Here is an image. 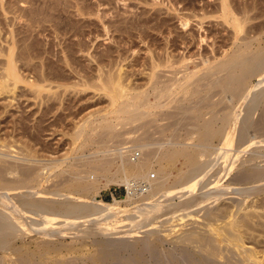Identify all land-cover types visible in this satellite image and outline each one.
<instances>
[{
	"label": "rangeland",
	"instance_id": "374dc122",
	"mask_svg": "<svg viewBox=\"0 0 264 264\" xmlns=\"http://www.w3.org/2000/svg\"><path fill=\"white\" fill-rule=\"evenodd\" d=\"M223 2L227 3L231 16H240V19L248 17L249 21L238 32L239 39L246 33H253L252 27L254 32L258 29V34L264 33V0H0V167L9 164H20L21 168L50 165L49 169H41L40 175L45 177H41L34 187L23 191L12 190V193L0 190V214L3 212L4 216L6 212L4 223L8 226L11 224L12 229L7 236L8 242L5 240L8 244L5 242L6 245H0V264H180L178 260L184 252V257L193 264H204V261L207 264L208 260L218 264H264V233L248 231V239L244 238V244H240L232 237L234 225L229 226L233 221L232 224H236L241 214L254 211L263 216L260 221L264 225V210L259 209L264 206V191L247 198L239 196L237 192L232 194L231 189L238 188L232 185L231 193L223 189L215 191L218 193L222 190V194L218 195L222 196L225 192L227 196L221 198L219 195L218 198L214 192L218 200L212 197L209 200L197 189L193 192L196 194L192 193L189 198L176 197L174 202L177 207L155 220H142L144 224L142 222L143 225L138 228L129 221L128 218L131 220L132 213L136 211L134 209L142 205L140 196L142 199L151 185L142 183L141 186V183L131 178L130 172H124L122 158L127 159L131 155L132 160H135V154H141L140 151L157 150L161 145L171 147L172 143V147H194L192 144L195 142L187 136L192 128L186 129L187 134L183 126L180 129L178 125L173 127H177L174 129L176 132L171 128L174 134L171 129L159 130L163 127L161 125L167 126L170 122L166 120L158 124L160 128H153L154 134L151 129L152 138L149 133L146 138L145 130L137 132L138 124L134 123L118 127L121 139L102 141L94 135L93 141L87 145H83V139L75 140L74 136L84 124L91 126L103 119H116L114 111L118 107L114 103L112 90L105 88L108 82L114 80L116 86L121 85L127 95L133 96L142 86L141 90L149 89L148 82L155 63L169 61L172 64H168L169 68L165 62L157 69L162 77L160 81H167L174 75L182 76L186 70L195 72L206 67L200 65V59L206 55L212 57L213 50L217 52L218 58L222 57L221 51L225 47L228 54L231 53V41L227 38L232 39L236 30L224 17ZM248 29L252 30L248 32ZM220 45H224V48L221 46V49ZM11 59H14L18 76L9 75L7 79ZM172 73H175L173 77ZM3 78L8 81L5 83ZM259 83L260 78H255L251 88ZM135 87L137 90H134ZM244 105L239 110L241 116L245 113ZM238 106V102L228 97L219 110L230 109L233 112ZM261 118L264 119V95L251 120L258 124L263 121ZM155 128L158 130L155 131ZM260 128L252 131L245 141L247 150L236 144L237 138L233 142L236 133L234 128L228 129L229 143L223 139L215 144L218 153H238V165L242 164L232 174L233 177L238 175L239 170H264V128ZM139 132L144 134L139 139L145 137L149 142L152 139L150 149L139 148V139H134L140 135ZM179 135L185 140H178ZM52 165L57 166L54 168ZM176 165L173 168L168 162L153 160L150 180L158 182L166 173L177 177L181 166ZM55 174L61 176L55 179ZM14 178L18 176L9 177L12 180ZM125 180L133 188L130 192L126 183H123ZM177 180L180 181L179 177ZM226 181L219 188L228 187L229 179ZM164 184L166 188L169 187V183ZM58 186L60 188H56ZM44 188L47 192H58L61 196L72 194L71 199L78 204L86 199L94 204L100 201L112 206L103 215L79 219V222L77 219L73 229L66 228L65 232L63 228L51 232L44 230L45 227L39 229L40 225L35 226L42 214L19 220L18 216L7 213V201L16 204L20 201L17 199L19 192L23 195L32 194L33 198L34 193H40ZM55 198L53 201L56 204L68 200L60 196ZM76 198L82 199L79 201ZM16 205L21 206L19 202ZM226 206L230 207L229 212L232 213L219 215V209ZM191 210L194 212L189 214ZM233 213H239L238 218ZM172 215L179 217L170 219ZM220 216L228 218L222 217V220ZM23 221L28 222L27 226ZM254 235L255 239L252 240ZM173 253L175 259L171 258ZM155 260L158 262L155 263Z\"/></svg>",
	"mask_w": 264,
	"mask_h": 264
},
{
	"label": "bare ground",
	"instance_id": "6f19581e",
	"mask_svg": "<svg viewBox=\"0 0 264 264\" xmlns=\"http://www.w3.org/2000/svg\"><path fill=\"white\" fill-rule=\"evenodd\" d=\"M222 11H223L224 17H227L229 19V21L233 24V27L236 30L234 37L232 38L233 40L230 39V37L227 38L228 40L231 41V44H230V47L232 49L231 53L228 54L227 48L225 47L226 48L225 49L224 45L223 46L220 45V48H221V46L224 48L223 52L221 51L222 54L220 53L222 55L221 58H218V56H217L218 54H216L217 52H215V50H213L212 57H208L207 55L203 56V57L201 56L202 59H200V61L202 60V63L198 61L200 63V65L203 64L206 67H204L203 69L197 70L195 72H188L186 70V71H184V73H182L180 71L182 73V76H178V77H176L177 75L176 76L174 75L175 73H172V77L174 75V78L166 79L167 81H162V80L160 81V79H162V77L158 74L157 69H158V67L165 65V62H166L165 66L169 67L168 66L169 61H165V62L162 61L164 64H162V63L156 64L155 63V64H153L154 66L151 69L152 74H150L151 75L150 79L148 78L149 79V82H148L149 89L147 88L146 90H141L143 88V86H142V88H139V90H137V88H136L137 86H136L134 90H137L138 92L133 96L127 95V93L124 91V89H122L120 87L121 85L116 86L115 82H113L114 80L111 81L110 83L108 82L105 85V88L107 90H110V89L112 90V93L114 96L113 97L114 103L117 104L116 107H118L117 110L114 111L115 115H116V119H114L113 121H110L111 119L110 120L103 119V120L97 121L94 124H92L93 126L92 125L87 126V124H84V125L80 126L78 128V131L76 132V134H74L75 140L83 139V142H82L83 145H87L88 143H90V141H93L94 135L99 136L102 141L110 140L112 142V140H115L116 138L121 137L120 136L121 134L119 135V131H118L119 126L122 127V126L131 125L134 123L138 124V127H136L137 129L135 128L137 130V132H138V130L139 131L143 130V132L145 130L144 133H146V134L147 133L150 134L151 129H152V133H153L154 132L153 128L154 127L160 128V126L158 124L160 122H163L166 120H168L170 122L167 121L168 122L167 126L161 125L163 127H161V129H159V130L165 131V130L173 128L175 125H178L179 128H180V126L181 127L183 126V129H185L184 133H186L187 132L186 129L188 127L190 129L192 128L191 131L189 130L190 134L188 133L187 136L189 137L188 138L189 140L195 142V144H192V145H194V147L184 148V147H186V145L183 148L182 147L180 148L179 145H178L179 148L178 147H172L173 143L171 142L172 143V145L170 144L171 147H164L165 145H161V146H159V148L157 150H153V149L148 150L147 148H149L151 146L152 139H151V142H149L150 140L148 141L146 139V138H148L147 136H149V134L146 135V138L144 137L143 139H139L142 135H144V134H142V132L141 133L139 132L140 135L136 138L134 137V139L140 140V141L138 140V142H137V144L140 145L139 146L140 149L143 150L146 148L147 150L142 152L139 149L141 154L140 153L135 154V156H136L135 160H132L131 155H130V157H128L129 156L128 155L127 159L122 158V169L124 172H130V174L132 176L131 178L136 179L138 184L141 183V186H142V183H147V184L151 185L150 189H148V192L146 193V195H144V196L142 195V199L140 196V201H141L142 205H139L137 207V209L136 208L134 209L136 211L132 213L131 220H130V218H128L129 221L131 222L132 226H135V228L136 227L138 228V226H142L144 224L143 221L150 220V219L155 220L159 216H161L165 213L171 212L172 209L177 207V204L174 202L176 197L183 198V197L188 196V198H189V196L197 189H200V191L202 193H204V195L207 198H209V200H210V197L215 198V200H218L219 195L222 194L221 193L222 190H221V192H218V193H220L219 195L217 192H215L218 189H223L225 192H226V190H229V193L232 192V194H234L233 192H237V194L239 196L241 195V196L247 197V198H251V196L253 194L255 195L256 192L262 193L264 191V170H258V169L239 170V171H237L238 175H236V176L234 175V177H233L232 174L242 164L241 163L240 165H238V163H239L238 153H237V155L235 152L232 155V152H229V151L218 153L217 147L216 148L214 147L217 142H220L223 139L227 140L229 143L230 134L228 133V129L234 128L236 133L233 137V142L237 138L236 144L241 145V148H243L244 150H247L248 147H244V144H245V141L247 140V138L249 137L250 133L252 131L256 130L258 127L259 128L262 127V129L264 128V119L261 118L263 121L258 123V124L254 123L251 120L252 114L260 106L261 98L264 95V87H263V84H264V33L258 34V32H257L258 29H256V32H254L255 29L252 27L253 30L248 29V32L250 30L253 31V33L251 32L252 34L250 32H249L250 34L246 33L245 36H243L242 38L239 39L238 38V32H240V29L242 27H245V25L249 21L248 17L244 16L242 19H240L239 18L240 16L238 18H236L235 16H231L232 12L230 11L227 3H224V2H223V6H222ZM237 28H238V31H237ZM228 44H227V47H229ZM66 58H67V56H66ZM17 60H19V59L17 58ZM10 61L11 62L9 63V67L7 69V73H8L7 79L9 78V75L14 76V77L18 76V72H17L18 69L16 70V64L14 62V59H11ZM159 61H161V60H159ZM199 63H197V65H199ZM169 65H172V64L170 63ZM171 68H172V66H171ZM177 74L179 75L180 73L177 71ZM255 78H260V83L257 86H255L254 88H251L252 87L251 85L253 84V80ZM3 80L5 81L4 78H3ZM6 81H8V80H6ZM6 81H5V83H6ZM10 81L11 80H9V83H10ZM145 81H146V79H145ZM42 83H43V81H42ZM7 84H8V82H7ZM16 87H17V85H16ZM3 89L5 90V88H3ZM215 97H218L219 99L214 100ZM228 97H231L232 101H234V102L236 101V103L237 102L239 103L237 110H235V111L231 110L233 112H230V109L229 110H227V109L219 110L220 106L223 105V102L225 100H227ZM152 99L154 101H152ZM122 100H124V101H122ZM243 105L245 107L244 108L245 109L244 110L245 115L243 114V116H241L239 110L243 107ZM231 108H232V106H231ZM233 108H235V107H233ZM13 123L15 124V122H13ZM131 127H134V126H131ZM156 128H155V131L158 130ZM176 128L177 127L173 128V130L174 129L176 130ZM259 128L257 130H259ZM180 129H182V128H180ZM174 131H173V134H174ZM124 132H125V130H124ZM156 133H158V132H156ZM186 134H184L185 137H186ZM150 135L152 138V134H150ZM180 135L178 136L179 137L178 140L184 139L183 137H180ZM191 135H192V137H191ZM123 136H124V134H123ZM177 138H176V140H177ZM119 139H121V138H119ZM116 140H118V139H116ZM178 140H177V142H178ZM29 145L31 146V144H29ZM176 146H177V144H176ZM34 153H35V151H34ZM127 154H128V152H127ZM153 160H156L157 162H168L171 165H173V168H175L177 166L176 164H179L181 167L179 168V172L177 171V177H179L180 181H178L177 177H175L172 173L164 174L163 177H161V180H160L161 182L160 181L156 182V181L150 180V175H151L150 170L152 167V161ZM2 163L3 162H1V164ZM18 165L21 166L20 164H18ZM19 166H16V165L13 166V165L9 164L8 166L5 165V167L4 166L0 167V190L11 192L12 190L13 191L14 190L23 191L26 189H30L31 187H34L33 185H35V183H38V181L41 180L40 179L41 177H45V176L40 175L41 169L42 168L45 169L47 167L49 169L50 165L49 166L46 165L43 167H38V166L37 167H35V166L29 167L30 166L29 165L28 167H25V168H21ZM52 166L55 168V166H57V165H55V166L52 165ZM52 166L50 168H52ZM64 173H66V172L64 171ZM60 174H62V173H60ZM11 176L12 177L18 176V178H14L13 180L9 179V177L11 178ZM54 176L56 179V176L58 177L61 175L55 174ZM50 177H52V175ZM230 177H232V178H230ZM228 179H229V186L228 187L224 186V188H222L223 187L222 186L221 188H219L224 183V181H226V180L228 181ZM125 181L124 182L122 181V182L126 183V185H127L126 187H128L127 190L130 192L131 190H133V188L130 186L129 181H127V180H125ZM41 182H43V181H41ZM69 182H71V181H69ZM55 183L57 184V182H55ZM164 183H166V184L169 183V187L166 188L165 187L166 185ZM56 184H53V186L54 185L56 186ZM61 184H63V183H61ZM39 185L40 184H38V186ZM57 185H60V184H57ZM232 185H236V187H238V188L231 189V192H230V188L232 187ZM63 186H64V184H63ZM145 186H146V184H145ZM56 188H60V187L58 186ZM32 191H31V193H33ZM214 192L217 193L218 198L215 197L216 195L213 194ZM225 192H224V195L227 196V194ZM16 194H17V192L15 193V195ZM18 194H20V195L17 199H20V201H17V202H19L21 206L16 205L17 202H16V204H14V203L12 204L8 200L7 202L9 204H8L7 209H6L7 213H9L11 216H14V217L18 216L19 220L28 219V218H26L27 216H34V215L41 216V214H42V217L40 219L38 217L39 222H37V224H35V226L40 225L41 227L37 226V228L40 227L39 229H43L45 227L46 229H44V230L48 229V230H51V232H53V230H55V231L59 230V229L62 230V228L63 229H66V228L71 229L70 227H72V229H73V227H74L73 224H76L75 221L77 219L79 222V219L83 220L85 218V220H87V219H89V217H92L95 215H100V214L103 215V212H106V210L108 211V209L112 206V204H106V203L100 202V201H97V204H94V203H92V201H89L86 199L81 200L82 198L81 199L76 198L79 201L80 200L84 201V202L80 201V203L78 204L71 199L72 194L71 195L69 194L66 196V193L65 194L63 193L65 195L64 196L61 192V194L63 195V196H61L60 194H58V192L57 193L56 192H50V191L47 192L46 189L41 190L40 193H34V196L35 195L36 196L35 197L33 196V198H31L32 194H31V196L29 194L23 195V194H21V192H19ZM24 194H26V193H24ZM193 194H196V193H193ZM224 195H222V196L220 195L221 198ZM8 196H9V194H8ZM13 196H14V194H13ZM57 196H60L61 199H63V197H64L65 201H66V199H68V200L66 202H63L64 200H61L62 201L61 204L60 203L56 204V202L53 201V198H55ZM202 196L203 195H201V197ZM207 198L205 199L206 201H207ZM197 199H196V201H199ZM71 200L74 203L71 202ZM231 200H232V198H231ZM55 201H57V200H55ZM59 201H57V202H59ZM79 201H77V202H79ZM202 201H203V198H202ZM188 203H190V201H188ZM190 204L192 205V202ZM195 204L197 205V203H194V205ZM203 204H204V202H203ZM115 205H117L116 200H115ZM208 205H210V204H208ZM199 207H200V204H199ZM205 207H206V205H205ZM212 207H211V209H212ZM233 207H235V206H233ZM184 208L185 207H183V209ZM195 208H196V206H195ZM195 208H193L194 211H197ZM231 208H232V205H231ZM257 208L258 207H256L255 209H257ZM259 209L264 210V206L261 208L259 207ZM229 211H230V207L226 206V207L219 209L220 213H218V214L219 215H223V214L228 215L229 213H232ZM246 211H247V209H246ZM190 212H192V210L188 211V213L189 214L193 213V212L192 213H190ZM242 212H243V210H242ZM256 212L257 211H254L253 213H250V214H243V215L241 214V217H239V218L237 216L239 213L237 215H236V213H233L237 216V218L239 220L236 219V220H238V222H236V224H232V223H234V221L232 223L229 221L231 224L230 225L228 224V225L229 226L234 225L233 226L234 236H232V237H234L235 240L237 239L236 242H240V244H242V243L244 244L243 239L247 238L246 234L248 231L250 233L251 232H257L258 233V231H261L262 233H264V230H262V226H264V225H262L263 222L261 223V221H260L261 219H263V216L258 214L259 212L258 213H256ZM185 213L188 214L187 212H185ZM209 213H211V212H209ZM212 213L215 214V212H212ZM5 214H6V212L4 213V216H5ZM137 214H140V215L138 216ZM213 214H211V216ZM233 214H232V216H233ZM105 215H107V213H105ZM179 215L178 216L172 215V217L173 216L174 217L173 218L170 217V219H176V217H179ZM216 215L217 214H215V216ZM4 216H3V212H2V215L0 214V245L5 244V242L7 241V236L9 237V233H10L9 231L12 230L10 228V226H11L10 222H8V224H10L9 226L5 224L6 222L4 221V218H6L7 216H5V217ZM215 216H214V218H216ZM229 217H231V216H229ZM179 218H181V215ZM223 218H225V217H223ZM223 218H222V220H223ZM226 218H228V217H226ZM231 218H233V217H231ZM18 219H15V220H18ZM170 219H168L167 222H169ZM213 220H216V219H213ZM222 220H220V221H222ZM89 222H91V221L89 220ZM142 222H143V224H142ZM24 223L27 226L28 222L26 223L25 221H23V224ZM80 223H82V221ZM85 223H87V222H85ZM140 223H141V225H140ZM165 223H166V221H165ZM13 226H14V224H13ZM15 229H16V225H15ZM231 229H230V231H231ZM233 229H232V231H233ZM13 231H14V228H13ZM65 231H67V229L64 230L63 232H65ZM10 237H11V235H10ZM251 239L252 240L255 239V235H254V238L251 237ZM7 242H6V244H8ZM212 250L213 249H211V251ZM212 252H214V251H212ZM174 253H173V255L171 254L172 255L171 258L174 256ZM184 253H183L182 257L180 256L181 261H180V257H179L178 261L180 262V264H193L191 261L189 262V259L187 257L186 258L184 257V256H186V253H185V255H184ZM208 255H209V253L207 254V257H208ZM213 255H215V254H213ZM157 257H158V255H157ZM210 257H208V258L210 259ZM255 257L256 256H254L253 258H255ZM138 258H139V254H138ZM158 258L156 260H159ZM173 258L175 259V257H173ZM192 258L194 259V257H192ZM213 258L215 259V257H213ZM255 259L258 260L257 257ZM205 260H207V259H205ZM169 261H170V259H169ZM157 262L158 261H156L155 263H157ZM208 262H211L212 264L217 263V262L214 263V262L209 261V260H208ZM208 262H207V264H209ZM139 263H140V261H139ZM171 263H173V261ZM260 263H262V262H260ZM173 264H175V263H173ZM204 264H206V261H204Z\"/></svg>",
	"mask_w": 264,
	"mask_h": 264
}]
</instances>
